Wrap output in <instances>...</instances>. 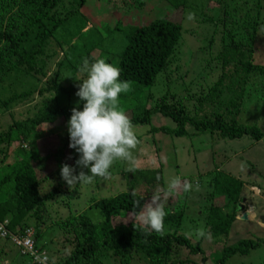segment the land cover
Masks as SVG:
<instances>
[{
  "label": "trees",
  "instance_id": "1",
  "mask_svg": "<svg viewBox=\"0 0 264 264\" xmlns=\"http://www.w3.org/2000/svg\"><path fill=\"white\" fill-rule=\"evenodd\" d=\"M97 1L107 11L99 13L98 20L95 11L89 8L90 0H0V125L6 124L0 128V223L6 221L9 233L33 242V254L17 253L28 259V264H174L172 258L178 255L179 246L192 255L201 252L200 243L192 247L180 235L183 207L164 205L168 214L162 232L145 231L139 217L132 215L150 201L149 191L161 182L162 167L128 164L122 170L123 186L121 180L113 184L119 192L99 200L94 193H88L91 189L98 191L92 182L69 188L60 177V166H74L78 158L68 147L66 130L70 110L82 107L75 92L86 74L78 68L84 57L90 62L105 58L117 65L121 70L119 79L128 82L127 91L118 98V106L133 126L151 125L147 129L150 133L183 137L188 135L190 126L215 139L246 136L259 142L264 139V131L238 121L241 113L251 115L249 107L256 103L257 97L247 92L255 77L264 76V65L251 60L257 30L253 15L257 8L254 7L253 15L245 14L244 19L240 16L236 29V20H231L227 12V0H216L218 10L223 12L217 18L202 9V22L220 28L208 39V49L203 48L199 67L207 68L213 57L221 61L223 71L227 65H233L218 80L208 83L199 81L201 72L193 76L198 79L184 93L185 106L169 91L154 103L149 102V96L141 100L137 92L149 89L158 75L168 83L172 76L177 77L184 63L175 56L182 26L168 15L180 11L184 18L188 0ZM157 7H167V11ZM128 11L143 13L148 23L120 21L118 17ZM224 14L227 20L221 19ZM80 34L82 45L75 53L70 42L74 37L79 39ZM223 37L229 44L223 42ZM245 37L248 42L242 40ZM56 47L62 55L58 60L54 59L58 55ZM223 49L229 53L223 54ZM243 49L247 51L246 57ZM231 53L234 59L226 60ZM192 88L196 94H192ZM199 112L203 115L199 116ZM158 115L171 120L175 127L167 130L160 119L154 121ZM49 136L56 140L53 153L41 145ZM227 161L228 157L224 162ZM79 170L87 171L76 168ZM117 176L120 178V174ZM212 177L211 191L204 199L203 230L210 229L211 242L215 244V239L228 236L237 221L235 215L243 207L245 185L221 169ZM143 192L149 196L141 195ZM215 197H225L223 207H231V213L225 214L222 207L209 204ZM72 198L81 200L85 209L76 207L74 213L70 211ZM134 202H138L135 207ZM55 204L67 209V214L57 221L51 217ZM92 209L99 212L97 222L89 217ZM49 222V231L42 233L47 234L48 239L44 240L40 234ZM0 241L12 244L9 239ZM260 245H264V238L243 239L230 247L224 246L212 264H226L232 256L246 255ZM4 254L0 250V255ZM204 260L202 257L200 264ZM189 261L195 263L188 259L185 263Z\"/></svg>",
  "mask_w": 264,
  "mask_h": 264
},
{
  "label": "rangeland",
  "instance_id": "2",
  "mask_svg": "<svg viewBox=\"0 0 264 264\" xmlns=\"http://www.w3.org/2000/svg\"><path fill=\"white\" fill-rule=\"evenodd\" d=\"M215 2L216 0H188V8L185 11L184 18L181 16L180 11L170 12L168 18L171 21L181 22V39L175 56L180 59L182 58L184 63L179 67L177 77L176 74L172 76L169 79V83L163 80L162 75H158L154 84L149 89L145 88L142 92L138 91L137 95L141 100H145V97L149 96V102L154 103L163 93L169 91L170 93L176 94L178 96L175 97L176 100L186 106L187 104L185 102L187 100L185 97L187 94L184 93L189 91L191 89L190 86L195 84L198 79L193 76L201 72L202 78L199 81L208 83L209 81L218 80L220 74L227 73L230 67L232 69L233 64L227 65L224 71L222 68L220 69L221 61L215 60L214 57L207 68L202 67L201 69L199 67L198 59L203 58V48L208 49V39H211L220 28L219 26L212 27L208 22H202L200 15L202 14V9L205 8V11L212 15L213 18L221 16L223 14L222 9L218 10ZM99 3L97 0H90L89 2L91 12L94 10L97 16L95 20L99 19V13L106 11L105 6ZM254 7L257 8L255 14ZM157 8L163 12L167 11V7ZM226 8H228V14L231 15V20H236L235 29L237 28L236 26L238 25V18L240 16H243L244 19L246 18L245 14H254L253 18H255L257 30L256 38L253 42L254 52L252 53L251 60L256 64L264 65V0H246L244 3L243 0L240 2L239 0H227ZM124 15L125 17H123ZM145 17L146 15H143L141 12L134 13L128 11L118 18L122 22L127 21L131 24H145L148 23L144 20ZM226 17L227 15L224 14V17L221 19L227 20ZM67 30H72V28ZM101 33L104 32L101 31ZM82 38L83 34H80L79 39L78 37H74L71 40L70 43L73 44V52L76 53L80 50ZM242 40H247V37L242 38ZM223 42L229 44V41L227 39L225 41L224 37ZM56 49L58 55L54 59L58 60L62 55L57 47ZM243 50H245L244 56L246 57L247 51L246 49ZM224 53L226 51L223 49ZM227 56L228 58L226 60L228 61L234 59L233 53ZM209 57L207 58L209 59ZM259 76L254 78L252 84L249 86L250 91L247 92L251 96L257 97L256 103L249 107L251 115L241 113L238 121L241 124L257 126L260 130L264 131V76ZM225 92L226 89H224ZM192 94H196L194 88H192ZM187 108H190V106H187ZM210 111L208 109V112ZM198 115L202 116L203 114L199 112ZM154 119V121L160 119L162 126L167 130L175 127L174 123L168 118H162L158 115ZM149 126H134L133 130L137 135L138 144L133 150L134 155H137L133 163L137 166L138 163H141L144 167L149 168L162 167L161 182L156 183L154 189L149 192H151L150 194L154 190L159 192L161 194V201L166 207H183L184 219L180 234L186 236L191 241L192 247H197V244L200 243L198 247L201 249V252L196 255H192L185 247L178 248V255L172 258L175 262L174 264H200L202 257H206L204 264H212L218 259L220 251L224 246L230 247V245L243 239L257 240L264 238V139L259 142H252L250 138L244 136L240 139L220 140L213 138L210 134L199 133L190 126L187 128L188 135L176 137L169 133H150L147 130ZM4 127H6L5 123L0 125V128ZM41 143L44 150L47 148L49 152H54L56 148V140L54 137L49 136ZM144 155H147L145 156L146 158L143 157ZM226 157H228V161L224 162ZM128 164V162L122 160L114 161L109 170L110 175L108 178L97 177V179L92 181V187L97 188L98 191L91 189L88 192L89 195L94 193L97 200L110 195H116L119 190H116L113 184L121 180L123 186L124 176L122 170L128 167ZM217 169L228 172V174L243 181L245 189L242 193L243 199L241 204H243V207L235 215L237 221L230 228L227 237L215 239L217 243L213 244L209 235V228L208 230H204L207 234L205 236H198L197 233L204 227L205 221L203 214L206 213L204 199L211 191L212 175ZM117 174H120V178ZM173 177H179L180 184L170 192L168 184ZM185 182L192 185L187 192L183 190V184ZM141 195L149 196L145 192ZM226 200L225 197H215L210 199L209 204H212L213 207H222V212L229 214L231 213V207H223ZM80 201L74 198L70 199V211L74 213L77 210L76 207L85 209V206L82 205L83 202ZM51 210H53L51 217L55 221L67 214V209L65 210V207L62 208L57 204ZM54 211L57 213H54ZM89 212V217L93 222H97L100 219L98 211L92 209ZM244 216H246V219H242ZM6 223L5 221L4 224ZM49 226L50 222L47 226L42 227L41 236L46 230L49 231ZM43 236L44 240L48 239L47 234ZM0 250H4L6 253L0 255V264H28L29 262L28 259L18 256L17 253L20 252L13 244L9 243V245H6L0 241ZM186 259L193 260L195 263H191V261L185 263ZM226 264H264V245H260L256 249L251 250L246 255H234Z\"/></svg>",
  "mask_w": 264,
  "mask_h": 264
},
{
  "label": "clouds",
  "instance_id": "3",
  "mask_svg": "<svg viewBox=\"0 0 264 264\" xmlns=\"http://www.w3.org/2000/svg\"><path fill=\"white\" fill-rule=\"evenodd\" d=\"M78 70L86 74L75 92L79 98L77 103L82 102V107H73L66 122L68 147L78 154V158L74 166L62 164L59 169L61 179L69 188L80 183H91L97 177L108 178L109 170L116 160L133 163V150L138 144L132 122L118 106L120 94L128 89V82L119 79L120 68L107 62L105 58L90 62L89 58L84 57ZM76 168L87 171L77 172ZM179 184V177H173L168 184L169 191L176 189ZM191 187L187 182L183 184L185 192ZM137 203H133L134 207ZM167 214L159 192L151 194L150 201L143 205L142 210L139 207L138 211L132 213L134 218L139 217L145 231L151 229L155 232L163 231L164 217ZM197 235L207 234L200 229ZM188 241L191 244L189 239Z\"/></svg>",
  "mask_w": 264,
  "mask_h": 264
},
{
  "label": "built area",
  "instance_id": "4",
  "mask_svg": "<svg viewBox=\"0 0 264 264\" xmlns=\"http://www.w3.org/2000/svg\"><path fill=\"white\" fill-rule=\"evenodd\" d=\"M0 238L9 239L17 247H19L22 252L29 251L33 254L32 252L33 242L29 238L20 239L16 235L9 233L6 229L5 224L3 223H0Z\"/></svg>",
  "mask_w": 264,
  "mask_h": 264
},
{
  "label": "water",
  "instance_id": "5",
  "mask_svg": "<svg viewBox=\"0 0 264 264\" xmlns=\"http://www.w3.org/2000/svg\"><path fill=\"white\" fill-rule=\"evenodd\" d=\"M242 219H246V216H244Z\"/></svg>",
  "mask_w": 264,
  "mask_h": 264
}]
</instances>
